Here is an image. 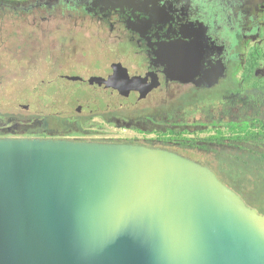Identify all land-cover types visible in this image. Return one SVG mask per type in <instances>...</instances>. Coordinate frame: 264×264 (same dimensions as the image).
I'll list each match as a JSON object with an SVG mask.
<instances>
[{
	"label": "flooded vegetation",
	"instance_id": "flooded-vegetation-1",
	"mask_svg": "<svg viewBox=\"0 0 264 264\" xmlns=\"http://www.w3.org/2000/svg\"><path fill=\"white\" fill-rule=\"evenodd\" d=\"M164 3L167 10L157 13L88 11L75 0L29 9L1 4L3 18L30 26L18 29L30 49L13 58L31 64L37 81L18 97L57 102L2 114L0 134L130 130L126 139L197 155L260 207L229 171L264 166V0ZM53 62V71L39 70Z\"/></svg>",
	"mask_w": 264,
	"mask_h": 264
},
{
	"label": "water",
	"instance_id": "water-1",
	"mask_svg": "<svg viewBox=\"0 0 264 264\" xmlns=\"http://www.w3.org/2000/svg\"><path fill=\"white\" fill-rule=\"evenodd\" d=\"M75 1L167 10L164 0ZM0 264H264V210L184 149L0 134Z\"/></svg>",
	"mask_w": 264,
	"mask_h": 264
},
{
	"label": "rangeland",
	"instance_id": "rangeland-1",
	"mask_svg": "<svg viewBox=\"0 0 264 264\" xmlns=\"http://www.w3.org/2000/svg\"><path fill=\"white\" fill-rule=\"evenodd\" d=\"M3 17L0 15V117L5 113L12 115H17L18 113L27 114L25 110L37 109L48 102H52V104L57 102L56 98L18 97V91L23 92L24 87L27 90L26 87L36 84L37 81L34 76L36 69L31 64L26 63L21 57H19V60L18 57L13 58L15 55H21L22 50L28 51L30 49L28 44H25L29 40V35L19 36L18 34V29L22 28H25V30L22 29L20 32L28 33L30 26L26 21L13 23L11 19ZM58 62L60 66L67 64L63 59H58ZM56 65H58L56 62L49 63L47 66L41 65L39 70L48 71L49 69V72H51L56 68ZM41 81L44 82L43 80ZM112 131L110 134L100 135L99 137L128 138L133 135L130 130L117 128ZM229 175L231 176L230 178L236 180L235 184L247 196L251 195L255 198H260V202H257V200L256 203L260 205L259 209L264 210V172L251 169L249 174H245L244 170L231 169ZM262 197L263 199H261Z\"/></svg>",
	"mask_w": 264,
	"mask_h": 264
},
{
	"label": "trees",
	"instance_id": "trees-1",
	"mask_svg": "<svg viewBox=\"0 0 264 264\" xmlns=\"http://www.w3.org/2000/svg\"><path fill=\"white\" fill-rule=\"evenodd\" d=\"M0 10H1V9H0ZM260 171H261V172H264V166L260 168ZM261 199H263V197H262ZM257 202H260V200L258 199ZM259 206H260V205H259Z\"/></svg>",
	"mask_w": 264,
	"mask_h": 264
}]
</instances>
